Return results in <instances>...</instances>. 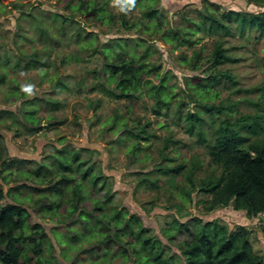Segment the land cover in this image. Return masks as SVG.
Returning a JSON list of instances; mask_svg holds the SVG:
<instances>
[{
  "label": "rangeland",
  "instance_id": "obj_1",
  "mask_svg": "<svg viewBox=\"0 0 264 264\" xmlns=\"http://www.w3.org/2000/svg\"><path fill=\"white\" fill-rule=\"evenodd\" d=\"M78 2L0 0V186L5 193L0 208L12 203L26 209L31 222L40 225L46 233L47 243L50 239L53 254L49 256L50 264L97 261L96 255L84 251L95 245L96 240L83 233L86 232L82 227L84 216L80 212L95 223L96 216L87 210L104 203L101 198L106 190L110 201L104 203V216L109 218L118 211L119 226L130 215L138 217L147 228L146 234L159 241L170 255L180 258L177 244L183 237L178 234L175 240L169 238L167 231L173 227L172 223L198 218L203 222L218 220L230 230L246 228L253 253L262 257L257 264H264L261 230L264 213L248 218L244 211L232 206L205 210L208 197L200 191L199 184L219 170L210 163L208 147L198 140V127L193 134L188 133V121L184 119L189 114H198L204 119L203 134L209 138V128L216 118L218 124L227 118L233 121L241 116L259 115L262 130L255 133L247 127L241 130L249 141L261 139L264 136L263 43L255 32L225 19L223 23L230 29L229 33L210 30L207 22L200 25V30L188 26L190 31H196L191 36L192 44H177L171 37L162 38L171 25L173 29L176 25L183 27V15L197 22H203L201 14L207 12L217 18L229 10L256 16L264 12V0H157L152 8L159 7L163 14L162 28L142 15L150 7L148 0H136L126 10H121L126 6L119 0H109L105 9L115 14V25L68 6ZM56 13L72 18L80 27V35L92 41V46H83V38L77 41L69 35L62 37L61 18L55 17ZM120 14L129 22H136L134 27L121 26ZM62 29L70 30V26L64 25ZM42 32L50 36L48 41L40 38ZM114 37L141 39L137 41L139 46L125 42L131 52L141 54L148 47V64L159 67V71L150 74L151 84L147 86L158 85L165 77L172 93L168 107L148 93L146 86L130 100L114 99L101 90V84L112 88L95 73L105 62L102 46L110 44ZM217 45L228 59L212 66ZM194 52L200 60L193 69L187 61ZM34 55L39 65L24 67ZM198 78L202 79L200 84L208 86L197 89ZM60 80L66 83L65 87L57 88ZM28 86L32 87L31 94L24 90ZM203 106H213V111L222 107L224 111L217 117ZM29 116L33 117L28 119ZM115 118H119L116 127L111 128ZM133 142L142 147L135 154L131 150ZM70 152L78 154L84 168L91 166L88 174L92 178L100 175L104 188L99 191V185H91L89 178L83 180L82 172L76 167L79 161H73ZM64 158L70 163V170L60 167ZM15 160L19 168H5ZM178 164L184 168L177 174L159 170H169ZM54 184L61 192L49 191ZM24 234L30 235V231ZM106 258L100 264L123 263L121 257L113 254ZM173 261L179 259L173 257ZM0 264H4L1 255Z\"/></svg>",
  "mask_w": 264,
  "mask_h": 264
},
{
  "label": "trees",
  "instance_id": "obj_2",
  "mask_svg": "<svg viewBox=\"0 0 264 264\" xmlns=\"http://www.w3.org/2000/svg\"><path fill=\"white\" fill-rule=\"evenodd\" d=\"M108 1L80 0L77 5L72 6L68 4V6L74 10L80 9L87 16L98 20L102 19L115 25V14L105 9ZM148 1L151 3L150 7L142 15L148 18L150 22L155 20L162 28L164 25V20L161 19L163 14H161L159 7L156 9L152 8V4L157 2V0ZM54 16L61 18V28L59 27V31L62 37L69 35V37L77 41H82L83 38L85 39L83 40L85 42L81 43L83 46H92V41L80 35V27L72 18L57 13ZM119 18L120 25L125 29L134 27L136 23L129 22L128 18L123 14H120ZM187 18V16L183 15V27L176 25L173 29L171 25L169 31L162 34L163 40L171 37L177 44H192L193 40L191 36L196 31H190L188 26L192 25L197 30H200V25L206 24L207 22H210L208 29L215 32L217 30H225L229 33L230 29L223 23V19H225L236 21L241 29H248L250 32H255L258 39H261L264 49V12L254 16L252 14L244 15L238 11L229 10L221 18H217L214 14L207 12L206 14H201L203 22L187 20ZM64 25L70 26V30L64 29L65 34L62 29ZM48 37L50 36L43 32L40 33V38L48 41ZM127 40L137 46V41L141 39L114 37L109 40L110 44H104L102 46L101 51L105 62L101 70L98 73H94L96 76H102L104 82L107 85H112V88L101 84V90L114 99L130 100L142 86H146L148 93L151 92L153 96L158 98L162 102L163 107H168L170 102L169 96L172 93L165 84V77L161 79L160 84L150 87L147 86L151 84L150 74H153V72L157 74L159 71V67L152 68L148 64V47L141 54L131 52L125 43ZM223 52L224 50L219 45L214 48L212 66L225 62L228 59V56ZM32 57L34 58L25 62L24 67L36 68L39 65V61L35 58L36 56L34 55ZM199 60V54L194 52L192 58L187 62L194 69L197 67ZM99 73L101 75H98ZM197 80V89H203L208 86L207 84H200L202 79L198 78ZM209 80L211 81L210 78ZM59 85L60 87H65L66 83L60 80L57 88H59ZM161 97L168 100L165 102ZM48 104L54 103L50 102ZM212 107H204V109L206 112L217 117L224 111L222 107H217L216 111H213L214 108ZM33 108L35 111L36 107ZM156 113L159 112L156 111ZM31 117L33 116H29L28 119ZM178 117L180 119L182 116L179 115ZM118 119L115 118L111 128L116 127ZM184 119L188 121V127L186 129L188 133L193 134L196 127H198V131L196 132L198 140L202 144L205 143L208 147L210 163L219 170L218 174L209 175L199 184L200 191L208 197L205 210L211 212L219 207L232 206L235 210L244 211L248 218L264 213V136L261 139L249 141L243 137L241 130L244 127H247L252 133H255L258 129L262 130L258 120L259 115L241 116L233 121L227 118L218 124L216 118L209 128L211 131L209 138L203 134L204 119L198 114H189ZM250 120H252L251 124L247 126L246 124ZM129 135L134 137L138 136V134H134L133 132H129ZM140 149L142 147L137 142H133L131 146L132 152L135 154ZM59 152L64 153V151ZM70 154L73 161H79L76 152H70ZM16 163H19L18 160L10 162L5 168L17 169L19 167L16 166ZM59 165L63 170L71 169V165L67 163L66 158ZM84 166V162L81 161L76 166L82 172L83 180L89 178L91 185H99V191L102 187L104 188V182L99 181L100 175H95L92 178L88 174L91 166L85 168ZM40 168H38L37 172H40ZM183 168V164H178L169 170L163 171L161 168L159 170L164 174L170 172L177 174ZM188 181L192 183L190 178H188ZM60 182L65 181L60 180ZM192 186L195 188L194 185ZM51 189L54 193L61 192V188L56 186V184L51 186L49 191ZM74 192L76 194V190ZM4 196L5 193L0 186V203ZM101 199H103L104 203L110 201V195L107 193V190L105 197ZM104 203L97 204L92 211L87 210L91 215L94 213L96 216L95 223L86 218L83 211L80 212L84 216H80L84 221L82 227L86 231L83 233L90 240H96L95 245L84 250L98 257H95L98 262L93 260L91 264L102 263L103 260L107 259L106 257L109 254L121 257L123 259L122 264H257L262 260L261 256L253 253L246 238L248 231L246 228L239 227L238 229L230 230L227 225L218 220L203 222L198 218H192L186 222L174 221L172 223L173 227L167 231L169 238L175 240L178 234H183V237L181 239L182 241L177 244L180 248V258L177 255H170L164 251V247L159 241L153 240L152 237L146 234L147 228L141 225L138 217L130 215L124 218L121 216L124 218L121 226H119L120 215L118 211L109 218H106L104 216L105 214L102 213L105 209ZM26 230L30 231V235L24 234ZM261 230L264 234V224L261 226ZM66 234L69 235L70 233L67 231ZM45 236L46 233L41 229V226L31 222L29 213L23 207L9 203L0 208V255L2 263L50 264L49 256L53 255L52 244L50 239L48 240L49 243H47ZM59 238L63 237L60 236ZM173 257H177L179 261L174 262Z\"/></svg>",
  "mask_w": 264,
  "mask_h": 264
},
{
  "label": "clouds",
  "instance_id": "obj_3",
  "mask_svg": "<svg viewBox=\"0 0 264 264\" xmlns=\"http://www.w3.org/2000/svg\"><path fill=\"white\" fill-rule=\"evenodd\" d=\"M119 2L126 6L125 8H122L121 10H126V8H131L134 6L135 4V0H119ZM26 92H28L29 94H31L32 92V87L31 86H28L24 89Z\"/></svg>",
  "mask_w": 264,
  "mask_h": 264
}]
</instances>
